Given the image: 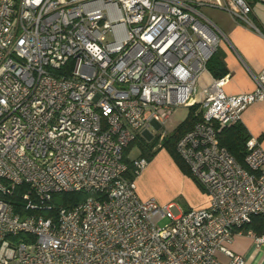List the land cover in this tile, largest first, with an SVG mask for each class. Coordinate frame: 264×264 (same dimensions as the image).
<instances>
[{"label":"built area","instance_id":"2783aa9c","mask_svg":"<svg viewBox=\"0 0 264 264\" xmlns=\"http://www.w3.org/2000/svg\"><path fill=\"white\" fill-rule=\"evenodd\" d=\"M203 7L255 27L245 0H0V264H253L228 244L264 214V148L248 139L247 169L218 133L264 99V68L252 92L226 94ZM191 101L201 118L175 150L208 205L174 215L138 196L124 150L161 141ZM132 163L136 176L147 159ZM21 185L23 213L9 201ZM57 192L87 196L56 206Z\"/></svg>","mask_w":264,"mask_h":264},{"label":"crops","instance_id":"0c3cea01","mask_svg":"<svg viewBox=\"0 0 264 264\" xmlns=\"http://www.w3.org/2000/svg\"><path fill=\"white\" fill-rule=\"evenodd\" d=\"M250 5V18L255 27L222 9L201 8L222 36L217 52L229 72L223 86L229 95L252 92L255 89L253 74L264 68V0H251ZM174 116L175 113L167 134L178 124H173ZM239 121L248 130L250 138L257 139L264 148V99L249 103L241 112ZM140 136L147 139L153 137L147 132ZM153 150L152 158L134 178L138 196L142 199L152 198L160 204L177 202L184 211L207 207L208 198L192 176L184 173L159 143ZM130 151L136 153V156L128 154L130 160L139 157L140 151L136 145ZM253 233L257 235L255 231ZM228 247L234 253L246 256L253 264H264V244L256 246L253 234L236 233Z\"/></svg>","mask_w":264,"mask_h":264},{"label":"trees","instance_id":"16d2710c","mask_svg":"<svg viewBox=\"0 0 264 264\" xmlns=\"http://www.w3.org/2000/svg\"><path fill=\"white\" fill-rule=\"evenodd\" d=\"M249 5L251 0H245ZM251 6V5H250ZM252 20V19H251ZM253 22V21H252ZM207 70L214 78H223L228 76V70L224 65L222 56L217 50L212 54L206 63ZM200 115L196 114V106L191 105L188 107L186 117L178 123L175 128L169 132L161 141L158 136H153L151 139H147L143 136L136 137L135 140L129 143L124 150V162L127 164V171L124 176L129 179H134L135 174L133 172V163L129 159L128 153L133 146H137L140 151L139 157H144L149 161L155 153L153 147L159 143L160 147L165 148L179 168L186 174L191 176L189 168L184 160L177 154L175 145L177 140L191 127L196 121L200 119ZM250 138V134L246 127L239 120L233 123L231 126L223 128L218 133V140L220 145L226 147V149L235 157V159L245 168L248 166L245 163L246 155V142ZM25 190V185L17 187L13 195L9 197V201L13 204L14 211L22 213L25 212L24 201L22 199V193ZM87 196L85 192H57L52 195V203L56 206L71 207L77 204ZM56 210H52V214L55 215ZM47 216L50 214L48 211H42ZM248 230L255 231L257 235L264 233V214L253 216L250 223L244 226L243 232L247 233Z\"/></svg>","mask_w":264,"mask_h":264},{"label":"rangeland","instance_id":"374dc122","mask_svg":"<svg viewBox=\"0 0 264 264\" xmlns=\"http://www.w3.org/2000/svg\"><path fill=\"white\" fill-rule=\"evenodd\" d=\"M112 39V37H111V35L110 34H107V36H106V40H111ZM193 103V101H191V102H189V103H187V104H184V105H180L177 109H176V112H175V116H174V122H173V124H177V123H179L180 121H182L185 117H186V115H187V111H188V106L190 105V104H192ZM167 129H168V127H167ZM171 130V129H170ZM132 149V148H131ZM131 153H133V154H131ZM129 155H135L136 153L135 152H129L128 153ZM136 156V155H135ZM174 207H172V209H171V211H172V213L174 214V215H177V214H179L180 213V206H179V204L177 203V202H174ZM167 220H164V221H162L161 223H164V222H166Z\"/></svg>","mask_w":264,"mask_h":264}]
</instances>
